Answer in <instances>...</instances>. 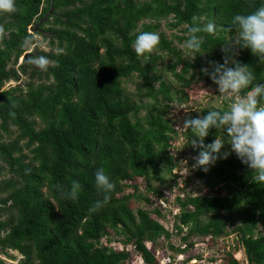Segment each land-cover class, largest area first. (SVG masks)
Masks as SVG:
<instances>
[{"label":"trees","instance_id":"16d2710c","mask_svg":"<svg viewBox=\"0 0 264 264\" xmlns=\"http://www.w3.org/2000/svg\"><path fill=\"white\" fill-rule=\"evenodd\" d=\"M260 3L15 0V12H0V255L17 251L20 264H132V255L156 264L146 242L154 245L160 236L174 260L193 248L194 238L232 235L225 264H264V182L255 181L234 153L207 171L193 167L200 149L192 141L198 137L170 116L184 108L194 75L216 87L201 71L209 61L223 63L222 57L234 54L253 72V84L264 82V63L257 56L225 44L236 35L232 17ZM209 22L218 26L217 34L197 33L202 52L186 57L173 40L184 43L190 27ZM36 24L35 30L49 32L56 48L39 53L51 62L41 68L22 61L19 68H29L30 80L4 88L18 80L13 66L34 42L29 29ZM162 24L181 34L168 38ZM140 32L159 35L151 53L135 52ZM250 88L237 95L246 96ZM228 109L223 98L222 104L201 107L199 116ZM181 134L186 141L175 145ZM216 138L229 146L226 126L210 128L204 142ZM187 147L195 155L185 163L188 178L201 180L206 193L180 194L175 171ZM101 168L114 184L107 201L95 185ZM165 176L172 185H165ZM73 181L81 185L76 199L64 195ZM141 185L164 206V186H177L175 240L164 212L141 205L150 202ZM237 250L242 260L233 257ZM0 264H6L1 257Z\"/></svg>","mask_w":264,"mask_h":264},{"label":"clouds","instance_id":"9594fccd","mask_svg":"<svg viewBox=\"0 0 264 264\" xmlns=\"http://www.w3.org/2000/svg\"><path fill=\"white\" fill-rule=\"evenodd\" d=\"M15 0H0V12H15ZM195 17L193 18L195 22ZM231 25L236 30L235 37L230 42H225L229 48L248 49L264 63V0L260 6L248 14H236L231 19ZM218 26L209 22L203 27L198 23L188 29L189 35L185 39L183 47L193 55L201 53L202 39L197 33L205 32L216 35ZM160 37L155 32H140L135 36L133 47L138 55L151 53L158 45ZM226 49L222 48V52ZM223 63L209 61L208 67L201 71L208 75L217 86L220 94L232 96L238 94L241 89L249 88L248 94L241 98L237 96L236 101L224 112L209 111L206 115L187 118L183 122L184 129H190L195 137L192 144L199 148V154L193 167H200L207 171V166L215 165L217 160L227 159L232 153L247 165L255 173L254 179L257 182H264V82H257L253 72L247 64L235 59V55L222 57ZM44 68L48 61L44 57L32 61ZM231 65V66H230ZM212 70L209 71L208 68ZM226 126L229 137L228 147L225 141L216 138L210 143H205L204 138L208 137L210 128ZM95 185L107 201L109 193L113 190L114 184L104 169L95 172ZM81 191V185L73 181L70 189L64 193L67 198L76 199ZM97 201L95 207H99Z\"/></svg>","mask_w":264,"mask_h":264},{"label":"rangeland","instance_id":"374dc122","mask_svg":"<svg viewBox=\"0 0 264 264\" xmlns=\"http://www.w3.org/2000/svg\"><path fill=\"white\" fill-rule=\"evenodd\" d=\"M48 25V23L43 24V28H45ZM164 33L170 38L172 36V33L181 34L180 31L177 29H169L164 24H162L161 28ZM30 32L33 33L34 36V42L30 44L27 49L18 57L17 62L14 64V68L17 69L20 74L18 80H9L5 83L4 88L8 85H16L23 87V85L30 80L28 72L29 68H27L26 72H22L19 68V64H21L22 61H25L27 63H32L31 61L39 59L40 51H49L50 49H53V51H56L55 46L52 48L49 44V41L51 39V36L47 30H35L34 28L29 29ZM173 43L181 48V52L188 58H190L192 55L189 53L186 49L183 47V42H178L176 39L173 40ZM31 58V59H28ZM49 64L51 61L45 58ZM34 65V63H33ZM11 66V65H10ZM35 66V65H34ZM38 66V64H37ZM180 69V68H179ZM198 77L197 75H194L193 81L187 87V93H188V101L184 105V108L181 110L180 113H178L176 110L175 112H172L170 116L172 117L175 124H180V129L184 130L183 128V122L187 118H192L200 115V108L204 106L209 105H217L222 104V99H227V107L230 108L231 105L236 101L237 94H234L232 96L223 95L220 94L217 90V86L214 88H211L210 86L204 84L203 80H196ZM34 83H38L40 80L37 78H34ZM133 85H129V89H132ZM241 97V96H239ZM245 96H242L243 98ZM232 99H234L232 101ZM144 111L142 110L140 114H142ZM186 141L185 136L183 134L179 135V140L175 141V145L180 146L181 143H184ZM177 146V147H178ZM176 153V151H175ZM183 165L181 168H178L175 173L177 174L176 181L178 182V186L181 187L180 194H183L186 191H192L193 193H206L208 190L203 186L201 180L197 178H188L190 175V171L186 170L185 163L190 157H195L194 153H192L191 148H186L183 153ZM166 182L165 185L171 184L172 181L168 176H165ZM152 185L157 186V181L152 180ZM172 185V184H171ZM177 186H172L171 188L164 186V195L168 199L165 204L161 203L160 197L147 192L144 185L140 186V189L142 192L146 193V195L150 198L149 204L142 202L141 205L152 209L153 207H159L161 211L164 212L166 220H168V227H170V231L172 232V239H176L175 230L172 227V224L174 222L175 213L177 211L176 205L173 202L175 193H176ZM167 224V223H166ZM196 243L193 246V248H190L184 256H177L175 261H170L169 264H178L179 261H182L184 257L188 254L197 255V258L200 257V255H203L204 257H211L213 255L219 254L220 249L222 248V245H227V243L232 242L234 243V236L230 235L226 239H211V238H194ZM146 245L151 248L154 255L156 256V263L157 264H164L163 256H166L167 252L170 253V250L167 247V242L163 237H159L156 244H152L151 242H146ZM8 256L7 255H0V257L5 261L6 264H20L21 255L17 251L8 250ZM236 255L240 257V259H243V252L242 250H239L236 252ZM138 258V256L132 255L131 261L135 262V260ZM137 262V260H136ZM187 264H190L188 262Z\"/></svg>","mask_w":264,"mask_h":264},{"label":"built area","instance_id":"2783aa9c","mask_svg":"<svg viewBox=\"0 0 264 264\" xmlns=\"http://www.w3.org/2000/svg\"><path fill=\"white\" fill-rule=\"evenodd\" d=\"M208 237L211 238L210 236H207L205 238H208ZM220 238L221 237H218V239H220ZM211 239H217V238H211ZM228 249H229V246L227 243V245H222V248L220 249L221 253H219V254L213 255L211 257H204L203 255H200L199 258H197V255L191 254L192 256L189 259L185 260V257H184L182 261L185 260L184 264H187L188 262H190V264H225V262H226L225 251H228ZM237 251H239V250H237ZM237 251H235L233 253V257L238 259V260H242V259H240V257H238L236 255ZM181 255L184 256V254H177L175 259L172 260L170 255H169V252H167L166 256H163L164 264H169V263H171L170 261H175L177 256H181ZM136 260H137V262H136ZM136 260H135V262H131V263L132 264H146V263H144V261L139 256ZM178 264H181V261H179Z\"/></svg>","mask_w":264,"mask_h":264},{"label":"water","instance_id":"95a60500","mask_svg":"<svg viewBox=\"0 0 264 264\" xmlns=\"http://www.w3.org/2000/svg\"><path fill=\"white\" fill-rule=\"evenodd\" d=\"M51 11V10H50ZM43 19H46V16H44V18ZM41 21H39L38 23H40ZM34 29H36L37 28V24L36 25H34V27H33Z\"/></svg>","mask_w":264,"mask_h":264}]
</instances>
